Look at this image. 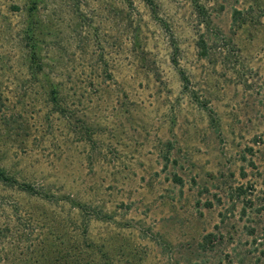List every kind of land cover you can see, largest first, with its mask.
Wrapping results in <instances>:
<instances>
[{
  "label": "rangeland",
  "instance_id": "rangeland-1",
  "mask_svg": "<svg viewBox=\"0 0 264 264\" xmlns=\"http://www.w3.org/2000/svg\"><path fill=\"white\" fill-rule=\"evenodd\" d=\"M0 168V264H264V0H0Z\"/></svg>",
  "mask_w": 264,
  "mask_h": 264
},
{
  "label": "trees",
  "instance_id": "trees-1",
  "mask_svg": "<svg viewBox=\"0 0 264 264\" xmlns=\"http://www.w3.org/2000/svg\"><path fill=\"white\" fill-rule=\"evenodd\" d=\"M147 1H149V0H147ZM205 51V50H204ZM57 91H56V89H53L52 91H51V100H52V102L53 103H55V104H58L59 103V101H58V96H57ZM10 178H9V176H7L6 175V172H5V170L4 169H2V168H0V180L1 181H3V182H7L8 183V181H9V183H11L10 181H12V180H9ZM25 191H27L28 193H31V194H34L35 192L33 191V188L32 187H30L29 185H25V186H23L22 187ZM238 190L240 191V193H245V190H244V188H243V186H240L239 188H238ZM36 195H41V194H37V193H35ZM253 231V230H252ZM253 233V232H252ZM213 234H209L207 237H210V236H212ZM258 239L257 238H255V241H257ZM78 264H80L79 262H78ZM88 264H92V263H88ZM104 264H112V263H109V262H105Z\"/></svg>",
  "mask_w": 264,
  "mask_h": 264
}]
</instances>
